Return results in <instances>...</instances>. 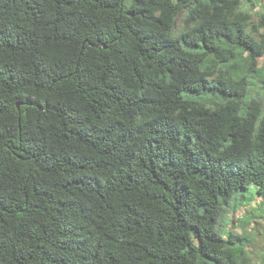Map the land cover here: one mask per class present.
<instances>
[{
    "label": "trees",
    "instance_id": "obj_1",
    "mask_svg": "<svg viewBox=\"0 0 264 264\" xmlns=\"http://www.w3.org/2000/svg\"><path fill=\"white\" fill-rule=\"evenodd\" d=\"M259 14L0 0V264H256L222 220L264 196Z\"/></svg>",
    "mask_w": 264,
    "mask_h": 264
},
{
    "label": "rangeland",
    "instance_id": "obj_2",
    "mask_svg": "<svg viewBox=\"0 0 264 264\" xmlns=\"http://www.w3.org/2000/svg\"><path fill=\"white\" fill-rule=\"evenodd\" d=\"M264 0H255L252 3L251 0H244V8L251 10L254 16V22H258L259 13L262 11ZM183 17L178 18L175 31L178 32L182 28ZM253 33L260 38V33L255 32L251 27ZM259 66H264V56L259 57ZM216 93H220L218 90H214ZM222 94V93H221ZM186 97H193L202 101L204 96L203 92L196 93L192 91H184ZM255 96H259L264 100V83L260 80L254 91ZM223 224L226 230H233L238 233L244 234L246 237V248L248 254L251 256L252 261L256 264H264V196H256L250 201L243 204H239L235 200H232L231 204L224 208ZM201 264H213L212 262H205Z\"/></svg>",
    "mask_w": 264,
    "mask_h": 264
}]
</instances>
